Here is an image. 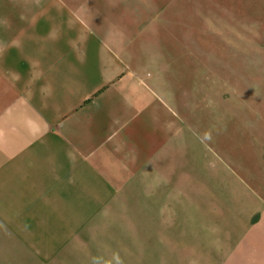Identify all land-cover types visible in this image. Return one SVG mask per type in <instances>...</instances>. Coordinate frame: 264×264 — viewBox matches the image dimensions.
<instances>
[{
    "label": "crops",
    "instance_id": "0c3cea01",
    "mask_svg": "<svg viewBox=\"0 0 264 264\" xmlns=\"http://www.w3.org/2000/svg\"><path fill=\"white\" fill-rule=\"evenodd\" d=\"M178 5L0 0V264H115V226L126 218L130 238L162 209L121 194L165 176L162 22ZM223 112L228 154L193 173L196 248L211 239L224 264H264V75Z\"/></svg>",
    "mask_w": 264,
    "mask_h": 264
},
{
    "label": "rangeland",
    "instance_id": "374dc122",
    "mask_svg": "<svg viewBox=\"0 0 264 264\" xmlns=\"http://www.w3.org/2000/svg\"><path fill=\"white\" fill-rule=\"evenodd\" d=\"M178 2L181 14L162 22L166 36L162 72L168 90H173L165 95L169 117L176 124L161 159L165 176L157 184L158 177L152 175L150 191L137 182L134 197L121 194V199L160 204L162 209H150L148 222H138L130 238L132 225L123 218L127 210L120 209L125 221L115 226L120 239L115 264H215L213 256L224 264L223 245L206 239L199 252L196 248L193 173H202L213 157L222 163L228 154L222 141L223 108L233 103L243 78L264 75V0ZM139 210L143 216L145 210ZM96 261L92 257V264Z\"/></svg>",
    "mask_w": 264,
    "mask_h": 264
}]
</instances>
